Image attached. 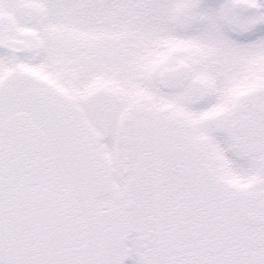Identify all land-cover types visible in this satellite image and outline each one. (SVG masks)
<instances>
[{
	"label": "snow or ice",
	"instance_id": "obj_1",
	"mask_svg": "<svg viewBox=\"0 0 264 264\" xmlns=\"http://www.w3.org/2000/svg\"><path fill=\"white\" fill-rule=\"evenodd\" d=\"M0 264H264V0H0Z\"/></svg>",
	"mask_w": 264,
	"mask_h": 264
}]
</instances>
